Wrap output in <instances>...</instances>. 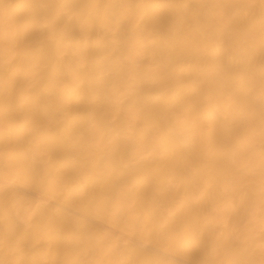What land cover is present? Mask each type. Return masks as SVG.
Here are the masks:
<instances>
[{
  "label": "bare ground",
  "instance_id": "1",
  "mask_svg": "<svg viewBox=\"0 0 264 264\" xmlns=\"http://www.w3.org/2000/svg\"><path fill=\"white\" fill-rule=\"evenodd\" d=\"M0 264H264V0H0Z\"/></svg>",
  "mask_w": 264,
  "mask_h": 264
}]
</instances>
